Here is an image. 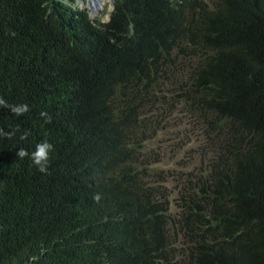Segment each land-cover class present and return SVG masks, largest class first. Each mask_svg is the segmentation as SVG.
Wrapping results in <instances>:
<instances>
[{
  "label": "trees",
  "instance_id": "16d2710c",
  "mask_svg": "<svg viewBox=\"0 0 264 264\" xmlns=\"http://www.w3.org/2000/svg\"><path fill=\"white\" fill-rule=\"evenodd\" d=\"M113 4L0 0V264H264V0ZM184 118L172 206L148 143Z\"/></svg>",
  "mask_w": 264,
  "mask_h": 264
},
{
  "label": "rangeland",
  "instance_id": "374dc122",
  "mask_svg": "<svg viewBox=\"0 0 264 264\" xmlns=\"http://www.w3.org/2000/svg\"><path fill=\"white\" fill-rule=\"evenodd\" d=\"M78 2V7L87 9L92 19H100L102 22H108L114 9L113 0H101V5L94 13L96 15L93 16L91 15L92 10L89 0H78ZM180 117L181 115L179 114L177 119H180ZM172 125H176L174 121H171V126L167 130L161 131L154 140L148 143V151L162 158L161 162L155 165V169L162 171V177L171 174L165 187L169 190L171 205L175 206L174 199L177 197L176 186L179 184L180 174H184L194 168V166H186L180 163L193 161L191 160V155L196 156L191 150V148L194 149L195 147L189 141L193 140L194 142L197 139V131L194 129V122L186 118H184L183 124H177L179 125L178 127L171 128ZM176 212L177 209L173 210V214Z\"/></svg>",
  "mask_w": 264,
  "mask_h": 264
},
{
  "label": "clouds",
  "instance_id": "9594fccd",
  "mask_svg": "<svg viewBox=\"0 0 264 264\" xmlns=\"http://www.w3.org/2000/svg\"><path fill=\"white\" fill-rule=\"evenodd\" d=\"M113 7H114V4H113ZM90 17L92 18V16H90ZM4 103L5 102L3 100H0V105H2ZM8 107H9L10 111L14 115H17V116L23 115V114H25V113H27L29 111V107H28L27 104L13 105V106H8ZM40 115H41V117L45 118L47 122H51V117H49L46 112H41ZM0 135L8 137V136H10V133L3 132V130L0 129ZM52 149H53V145L48 143L47 141H45V142H41V143L36 145V149H35L34 152L31 153L30 157H29V153L23 148H21L19 150V152L17 153V156L19 158L29 157L32 160L33 164L35 166H37L38 171H40L42 173H45V172H47V162H48V159H49V153H50V151H52ZM94 199L96 201H99L100 196L97 194L94 197Z\"/></svg>",
  "mask_w": 264,
  "mask_h": 264
},
{
  "label": "bare ground",
  "instance_id": "6f19581e",
  "mask_svg": "<svg viewBox=\"0 0 264 264\" xmlns=\"http://www.w3.org/2000/svg\"><path fill=\"white\" fill-rule=\"evenodd\" d=\"M89 3L91 10L95 13L101 5V0H89Z\"/></svg>",
  "mask_w": 264,
  "mask_h": 264
},
{
  "label": "water",
  "instance_id": "95a60500",
  "mask_svg": "<svg viewBox=\"0 0 264 264\" xmlns=\"http://www.w3.org/2000/svg\"><path fill=\"white\" fill-rule=\"evenodd\" d=\"M92 15H95V14L93 13V11H92Z\"/></svg>",
  "mask_w": 264,
  "mask_h": 264
}]
</instances>
